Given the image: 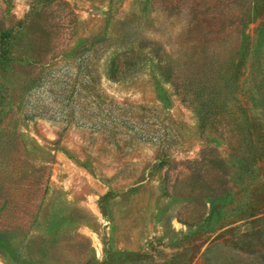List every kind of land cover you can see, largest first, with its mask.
Wrapping results in <instances>:
<instances>
[{"label": "rangeland", "instance_id": "1", "mask_svg": "<svg viewBox=\"0 0 264 264\" xmlns=\"http://www.w3.org/2000/svg\"><path fill=\"white\" fill-rule=\"evenodd\" d=\"M3 46L0 264H264V0H0Z\"/></svg>", "mask_w": 264, "mask_h": 264}, {"label": "trees", "instance_id": "2", "mask_svg": "<svg viewBox=\"0 0 264 264\" xmlns=\"http://www.w3.org/2000/svg\"><path fill=\"white\" fill-rule=\"evenodd\" d=\"M8 37H10V33L9 32H7L6 34H4L2 36L5 44L8 41L7 40ZM0 58H1V60H4L5 62L10 61V60L13 59V57L11 56V51H10V49L7 46H3V48H1V50H0ZM118 61H119V59H117V61H115V62L113 61V63H111V65L109 66V69L108 70H109V73L110 74H113V73L117 72V70L119 69L120 62H118ZM263 213H264V210H263ZM261 218H264V215ZM217 244H220V242H217Z\"/></svg>", "mask_w": 264, "mask_h": 264}]
</instances>
